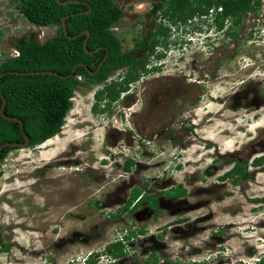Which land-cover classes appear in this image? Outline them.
<instances>
[{
    "label": "rangeland",
    "instance_id": "rangeland-1",
    "mask_svg": "<svg viewBox=\"0 0 264 264\" xmlns=\"http://www.w3.org/2000/svg\"><path fill=\"white\" fill-rule=\"evenodd\" d=\"M150 3H131L124 19L146 11ZM260 3L235 36L212 32L208 46L191 45L184 30H196L194 25L171 19L183 30L182 36L176 33L171 59L159 77L152 71L142 80L147 84L138 79L137 102L131 96L128 103L135 104L133 109L140 98L142 107L162 103L175 123L172 139L165 138L167 130L155 137L150 130L145 134L135 119L131 130L137 134L127 136L119 106L123 97L118 95L109 111L92 112L94 92L104 85L83 82L72 91L56 134L35 146L13 147L0 159V264H82L89 253L94 261L89 264H264ZM126 27L110 28L121 48L131 44ZM0 31L1 61L15 54V41L27 36L40 43L55 34V26L32 25L15 3L0 0ZM114 73L111 80L118 82L125 71ZM103 98L96 103L106 107ZM255 158L261 159L253 164ZM126 159L131 160L127 170ZM236 161H245L247 179H220ZM177 184L185 189L181 198L162 194ZM134 187L155 197L156 214L142 203L124 209ZM123 234L128 238L120 242L121 255L109 258L107 245Z\"/></svg>",
    "mask_w": 264,
    "mask_h": 264
},
{
    "label": "trees",
    "instance_id": "trees-1",
    "mask_svg": "<svg viewBox=\"0 0 264 264\" xmlns=\"http://www.w3.org/2000/svg\"><path fill=\"white\" fill-rule=\"evenodd\" d=\"M16 4L21 15L32 25L35 26H55V34L45 38L40 43L27 36H23L20 40L15 41L13 48L15 54L6 56L0 61V73H4L0 77V94L4 97L3 113L8 116L17 117L22 123V129L28 138L27 146H35L45 139L56 134L63 117L71 106L69 100L72 91L80 83L76 76L80 75L85 81H97L105 79L108 73L115 67L123 63L127 67L124 78L118 82H112L105 85L102 89L94 92L96 101L103 99L113 100L126 88V82L134 79L138 74V69L143 67L144 62L139 58L133 57L132 50L124 52L121 46L120 37L110 27L114 24L120 25L124 16V11L120 6L114 4L113 0H9ZM197 3L191 7V3ZM66 2V3H63ZM191 2V3H190ZM214 2L215 5L220 4L222 11L216 17L225 18L232 17V23L235 25L226 34L234 35L236 26L245 16L246 11L256 12L259 8V0H167L163 9V15L170 19L185 21L192 17L194 13L199 15L207 11V8ZM89 8L88 12H85ZM162 9L160 2L154 3L152 12L154 17L155 11ZM64 19V27L66 34L62 32L61 18ZM190 17V18H189ZM202 21L199 16L197 21ZM190 20L189 22H191ZM194 21V20H193ZM164 26L157 28L156 32H151L152 42L146 55L153 52V45L158 35H165ZM83 30L88 31L86 37L85 49L82 46L84 34L77 35ZM121 30V29H120ZM120 30L119 33H120ZM1 35V31H0ZM76 35L73 38L67 37ZM156 36V37H155ZM134 37V36H133ZM134 44L139 48L146 45L145 39L141 41L135 40ZM100 47L96 51L94 48ZM145 55V54H144ZM103 58V60H102ZM101 65L91 75L88 71L96 68L99 61ZM73 71L72 68L77 63ZM88 69V70H87ZM54 71L55 74H21L14 71ZM8 72V73H6ZM11 72V73H9ZM106 99V100H107ZM95 101V103H96ZM93 103L92 112H100L97 105ZM1 104V99H0ZM98 107V108H97ZM23 138L19 130L18 124L13 120H7L0 115V144L4 142H22ZM13 147L3 146L0 149V159ZM261 158H255L253 164L258 163ZM131 161H124V169L130 167ZM249 176L246 171L245 161H236L227 171H225L220 179L229 177L232 181L243 180ZM185 189L178 184L174 188L164 191L167 196L180 197ZM147 201V205L151 208L156 207V199L154 196H147L138 188H133L129 194V198L125 202V206L131 200L136 198ZM142 197V198H141ZM112 217H116L113 215ZM125 239L128 236L124 237ZM110 255L117 258L122 253V245L120 241L107 245ZM92 259H88L87 263H93Z\"/></svg>",
    "mask_w": 264,
    "mask_h": 264
},
{
    "label": "flooded vegetation",
    "instance_id": "flooded-vegetation-1",
    "mask_svg": "<svg viewBox=\"0 0 264 264\" xmlns=\"http://www.w3.org/2000/svg\"><path fill=\"white\" fill-rule=\"evenodd\" d=\"M166 1L167 0H152V2L150 3L149 0H132L131 2H129V0H127V1L126 0H120V1L113 0L114 4H116L117 6H120L123 9V11H124V16L122 18L123 21H121V23L122 24H126V26H127L126 29L129 28V30L131 29V31H132L131 32V37L133 38V36H134L133 39L132 38L130 39V43H131L130 47L121 48V46H120V48L124 52H126L128 50H132V54L131 55L133 57L139 58V60L144 62L143 67L138 69L137 76L134 79L129 80V81L126 82V88L122 91V92H124V94L122 95V97H123V102L122 103H124V105H119L120 107H124V120L123 121H125V123H128V125L126 124L127 126H125V128H124V132H125V134L127 136L131 137L132 139L134 138V134H137V133H135L136 131L133 133V131L131 130V128L133 126V122L132 121L134 119H135V122L138 123L137 126L139 128L142 129V127H143V130H144L145 134H146L145 131H149L150 130V132H152V137H155L153 135H156V134L159 135L164 130H167V132H165V133H167L165 135V138L172 139V136L174 135V132H173L174 126L173 125L175 123H173V121L171 119L172 116L166 114L167 109L162 105V103H159L157 105L153 104V105H148V106H145V107L143 106L142 107L143 102H145V101L143 99L141 100V98H140V105L138 106V108L133 109V106L135 104H132L133 102H135L137 100L136 94L137 93L139 94L141 92V90H138V88H139L138 79L141 81V85H143V83L147 84L146 81H142V80L145 78V76L147 74H149V72H152V71L157 72L156 73L157 74L156 78L159 77V75H160L159 72L162 69L166 68L165 63L167 62V60L171 59L170 56H168V55H169V52L171 50V46L173 45V43H172V41L170 39L171 36L169 35V33L171 31V28L176 26L177 24L172 23L170 18H168L167 16L163 15V11H164L163 9L165 8L164 6H166V3H165ZM214 1H216V0H214ZM259 1H261V0H259ZM133 2L150 3V7L147 8L146 11L140 10L138 14L136 12L134 14H128V15H132L134 17L131 20H129V21L125 20L124 19L125 15H126V9L125 8L128 5H130L131 3H133ZM157 2H160V4H162V9L156 10L155 11L156 16L154 17V14L152 12V7H153V4L157 3ZM211 5H215L214 2H212ZM218 5H220V4H218ZM210 10H211L210 7H208L207 8V12L210 11ZM144 12L146 14H144ZM256 12L250 11V10L246 11V14L242 18V20L244 18H246L247 15L255 16ZM218 13L219 12H217V13L216 12L207 13V19L208 20H204L203 22L199 21V20L197 22H192V24L194 25V28H196V29H199V27L207 28V31H210L211 33L213 32V35H215V32L216 33L220 32L221 36L226 34L225 31H230L231 28H233L235 26L232 23V17L226 16L225 18H221V17L219 18V17H216V15ZM192 16H194V17L197 16L198 17V16H202V14L200 13L199 15H197L196 13H194ZM197 17H195V18L197 19ZM254 19L258 20L257 17H255ZM242 20H241V22H242ZM177 22H178V20H177ZM241 22L235 27L236 29L241 24ZM182 23H184V22H182ZM160 26H164L165 28H167L166 32H165V35L163 36L162 34H160V35L157 36L156 39L154 38V40H156V42H154V45L152 47L153 48V52L151 54H149L150 53L149 52L146 55L147 51L149 50V45L153 41L150 34H151V32H156L157 28L160 27ZM114 28H116V27H114ZM262 28H264V27H262ZM236 33H237V30H236ZM236 33L234 35H229V34H226V35H229V36L232 37V36H235ZM136 39L138 41H141V39H145V41H146L145 47L144 48L137 47V45L134 44ZM212 44H213V41H212ZM208 45L209 44H206V46H208ZM182 59L183 58H178L179 61H181ZM119 68L124 69V71L127 70V67L123 63L122 65L113 68L108 73V75L106 76L105 79H101V80H97V81H95V80L94 81H85L84 78L79 75V78L77 80H79L80 83L78 85H80L83 82L84 83H88V84H101V86L102 85H104V86L105 85H110V84H112L111 82H113V80H111V79L113 78V75L115 74L114 71H116ZM94 70H92L93 73H90L91 75L95 74V72L97 71V70H95V71ZM123 78H124V74L119 77V80L123 79ZM156 78L155 79H150L151 82H152V85H156L157 84L158 80H156ZM134 82H137V84L136 85L133 84ZM191 83H193L195 85V84H198V81L194 80V82H191ZM131 84H133L132 85L133 88H129V87H131L130 86ZM170 88H171V85H168L167 87L164 86L163 90H165V92H167V91L169 92ZM131 96L134 97V99H133L134 101H132V103L129 104L128 100H129V98H131ZM106 99H104V100L107 102L108 99L107 100ZM116 99L117 98H115L113 100H109V102H107V103L104 101L105 104H106V107L103 105V108H105V111L103 109V110H101V112L109 111V109L111 108V104L113 102H115ZM113 108L115 109L116 106H113ZM118 110L120 111V109H118ZM118 110H117V112H118ZM168 113H169V108H168ZM166 119H168L167 122H166ZM163 120H165V122H166V123H164V129H160L158 131L156 128L161 125L160 123ZM129 125H131V126H129ZM133 129H134V127H133ZM123 141H125V139ZM152 141H154V140H152ZM146 142H149V141H146ZM140 145H142V144L140 143ZM119 152H121V151L119 150ZM128 160H130V159H128ZM225 178H229V177H224L222 179H225ZM243 180H245V179H243ZM177 185H175L174 187H176ZM174 187H172V188H174ZM132 189L133 188L130 189L129 194H130ZM164 191H166V190H163L162 194L166 195L164 193ZM142 193L144 195L146 194L147 196H151V195H148L147 194L148 192H146L144 190H141V194ZM129 194H128V198H129ZM184 194H185V192H184ZM183 195H181L180 197H177V198L170 197V196H167V195L166 196L170 197L172 199H178V198H181ZM138 197L139 196H137L136 198L131 200L127 206H125V203H124V209L126 207H128L131 203H132V205H135L137 203L138 204L142 203V204H145V206L149 207L147 205V201H146L145 198L143 200H139L138 202H136ZM127 199H126V201H127ZM156 204H157V200H156ZM149 208H151V207H149ZM155 208H151L152 212L154 211V214H156ZM251 253L254 254L255 250H251ZM238 264H240V263H238ZM252 264H261V263L260 262H257V263L253 262Z\"/></svg>",
    "mask_w": 264,
    "mask_h": 264
},
{
    "label": "water",
    "instance_id": "water-1",
    "mask_svg": "<svg viewBox=\"0 0 264 264\" xmlns=\"http://www.w3.org/2000/svg\"><path fill=\"white\" fill-rule=\"evenodd\" d=\"M63 3H66V2H63ZM89 11V8L85 11V12H88ZM65 17H67V15H65V16H63L62 18H61V21H60V23H61V26H62V32L64 33V34H66V31H65V27H64V19H65ZM80 34H84V39H83V42H82V46H83V48L85 49V43H86V37L88 36V31L87 30H83V31H81L80 33H78L77 35H80ZM76 35H73V36H69V35H67V37H69V38H73V37H75ZM100 47H96V48H94L93 49V51H96L97 49H99ZM85 51H87L86 49H85ZM87 52H92V51H87ZM102 60H103V58H102ZM101 60V61H102ZM101 61L97 64V66H96V69L95 70H97L98 68H99V66L101 65ZM77 65H82V66H84V68H87L86 67V65L85 64H83V63H77V64H75L74 66H73V68H72V70L71 71H73L74 70V68L77 66ZM88 70V69H87ZM94 70V71H95ZM89 73H93V71H88ZM6 73H8V72H6ZM9 73H11V72H9ZM14 73H21V74H24V73H26V74H45V73H47V74H55V75H57V76H59V77H66V76H68L69 75V73L68 74H66V75H59V74H57V73H55L54 71H26V72H23V71H14ZM4 73H0V77L3 75ZM0 99H1V104H0V115H1V117L2 118H4V119H7V120H13V121H15L17 124H18V126H19V130H20V133H21V135H22V138H23V141L22 142H4V143H2V144H0V149L3 147V146H11V147H20V146H27V143H28V138H27V136H26V134L24 133V131H23V129H22V123H21V121L17 118V117H14V116H8V115H5L4 113H3V106H4V97L0 94Z\"/></svg>",
    "mask_w": 264,
    "mask_h": 264
},
{
    "label": "clouds",
    "instance_id": "clouds-1",
    "mask_svg": "<svg viewBox=\"0 0 264 264\" xmlns=\"http://www.w3.org/2000/svg\"><path fill=\"white\" fill-rule=\"evenodd\" d=\"M261 1H263V0H261ZM210 7V6H209ZM217 8H219V9H217ZM210 9L212 10L211 12H221L222 11V6L221 5H212L211 7H210ZM209 12V11H208ZM207 11L206 12H204L203 14H202V16H199V18L202 20V22L204 21V20H208L207 19V13H208ZM112 27V26H111ZM110 27V28H111ZM171 30H174V34L176 35V36H174V34H173V36H172V39H171V41H172V43L174 44V42L176 41V39H177V32L180 30V36H182V32H183V30L181 29V27H179L178 26V24L175 26V28H171ZM260 33L263 35V37H264V28H260ZM210 31H207V28H201V27H199V29H193L192 31H185L184 30V35L187 37V39H186V41H189V43L192 45V44H196L198 41H200V44L201 45H205L206 43H207V41H209V39H210ZM194 46V45H193ZM15 51V50H14ZM76 78L78 79L79 78V75H77L76 76ZM124 94V92H122L121 91V93L119 94V95H123ZM98 105V104H97ZM99 106V105H98ZM90 108H91V106H90ZM99 108L100 109H103V106H99ZM100 112H101V110H100ZM50 138V137H49ZM48 139V138H47ZM46 140V139H45ZM44 140V141H45ZM43 142V141H42ZM125 236H127V235H125ZM124 236V234H123V236L122 237H125ZM124 239L125 238H120V239H118V240H116V241H113V243H117V241H120V242H122V241H124ZM122 250V249H121ZM90 253L82 260V264H84V263H86V264H89V263H87V260L88 259H91L90 258ZM107 256L109 257V258H113L114 259V257H112L111 255H110V253H108L107 254ZM118 258V257H117ZM112 261H110V262H108V264L109 263H111Z\"/></svg>",
    "mask_w": 264,
    "mask_h": 264
},
{
    "label": "built area",
    "instance_id": "built-area-1",
    "mask_svg": "<svg viewBox=\"0 0 264 264\" xmlns=\"http://www.w3.org/2000/svg\"><path fill=\"white\" fill-rule=\"evenodd\" d=\"M217 9H219V8H217ZM212 10H210L208 13H210Z\"/></svg>",
    "mask_w": 264,
    "mask_h": 264
}]
</instances>
